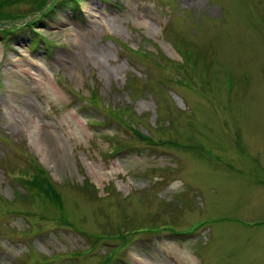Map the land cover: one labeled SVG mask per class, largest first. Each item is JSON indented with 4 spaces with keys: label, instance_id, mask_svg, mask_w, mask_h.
I'll return each instance as SVG.
<instances>
[{
    "label": "rangeland",
    "instance_id": "374dc122",
    "mask_svg": "<svg viewBox=\"0 0 264 264\" xmlns=\"http://www.w3.org/2000/svg\"><path fill=\"white\" fill-rule=\"evenodd\" d=\"M0 6V264H264V0Z\"/></svg>",
    "mask_w": 264,
    "mask_h": 264
},
{
    "label": "trees",
    "instance_id": "16d2710c",
    "mask_svg": "<svg viewBox=\"0 0 264 264\" xmlns=\"http://www.w3.org/2000/svg\"><path fill=\"white\" fill-rule=\"evenodd\" d=\"M3 5H7V3H3ZM1 8V6H0ZM44 7L40 8L37 12L41 11ZM2 9V8H1ZM189 56L192 57L191 52L189 53ZM193 59V58H191ZM144 140L147 142H150L149 138H147L146 136H144ZM170 145H176L182 148H189V149H195L197 151H199L200 147H196L195 144H190V143H182L180 141L177 140H171L170 141ZM31 165H36L34 164L32 161L30 162ZM33 180H28L30 181V186L33 188L38 189L41 193L46 194L47 196L50 197V199L52 201H54V203H60V198L58 196V193L56 191V189L54 188V185L52 184V182L49 180L48 176L43 172V170H39L38 173H35V176L32 177ZM29 183V182H28ZM199 227V226H198ZM196 227V229L198 228ZM142 229H146V232H149V228H142ZM157 229V227L153 228V231H155ZM134 232H137L136 230ZM129 233V232H128Z\"/></svg>",
    "mask_w": 264,
    "mask_h": 264
}]
</instances>
